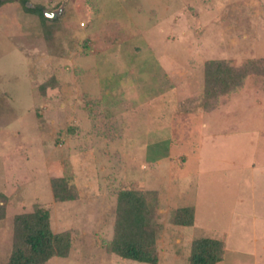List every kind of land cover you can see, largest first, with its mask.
<instances>
[{
    "label": "rangeland",
    "instance_id": "rangeland-1",
    "mask_svg": "<svg viewBox=\"0 0 264 264\" xmlns=\"http://www.w3.org/2000/svg\"><path fill=\"white\" fill-rule=\"evenodd\" d=\"M2 1L0 264L36 205L72 236L48 264H149L105 247L129 187L158 193L156 264H188L198 237L225 242L216 264H264V0H27L49 41ZM207 59L259 71L205 111ZM188 205L193 225L172 223Z\"/></svg>",
    "mask_w": 264,
    "mask_h": 264
},
{
    "label": "trees",
    "instance_id": "trees-1",
    "mask_svg": "<svg viewBox=\"0 0 264 264\" xmlns=\"http://www.w3.org/2000/svg\"><path fill=\"white\" fill-rule=\"evenodd\" d=\"M18 1L24 11L38 16L45 39L49 41L54 26L46 22L43 6H30L27 0ZM2 2L0 0V4ZM252 71H259L253 62L234 66L224 59H207L203 67V109L210 111L216 107L219 97L242 85L245 76ZM159 215L156 190L119 189L113 234L106 250L123 259L156 264L159 260L157 238L162 227ZM194 219L195 211L191 205L177 207L170 215V221L177 225L191 226ZM71 246L70 230L54 232L49 211L36 205L31 211L14 215L12 245L5 264H48L54 256L66 257ZM224 251L222 239L194 238L190 243L188 264H216L223 259Z\"/></svg>",
    "mask_w": 264,
    "mask_h": 264
},
{
    "label": "water",
    "instance_id": "water-1",
    "mask_svg": "<svg viewBox=\"0 0 264 264\" xmlns=\"http://www.w3.org/2000/svg\"><path fill=\"white\" fill-rule=\"evenodd\" d=\"M48 16H51L52 15V13H49V14H47Z\"/></svg>",
    "mask_w": 264,
    "mask_h": 264
}]
</instances>
